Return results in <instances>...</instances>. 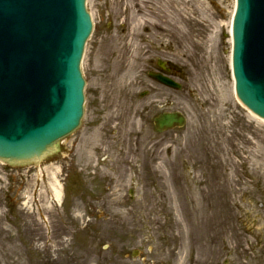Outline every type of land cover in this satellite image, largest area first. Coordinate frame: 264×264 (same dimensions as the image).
I'll use <instances>...</instances> for the list:
<instances>
[{
  "label": "rangeland",
  "instance_id": "obj_1",
  "mask_svg": "<svg viewBox=\"0 0 264 264\" xmlns=\"http://www.w3.org/2000/svg\"><path fill=\"white\" fill-rule=\"evenodd\" d=\"M124 1L132 8L121 22L134 6L147 18L139 55L127 45L122 51L133 59L128 75L126 68L107 79V37L128 31L109 0H90L83 123L40 163L0 161V264H264V121L233 90L234 0H190L194 13L162 38L150 11L165 0ZM208 46L225 78L229 102L221 106L216 86L207 96L193 84ZM157 59L182 68L174 74L180 89L148 77ZM165 110L184 112L186 125L156 132L153 118Z\"/></svg>",
  "mask_w": 264,
  "mask_h": 264
},
{
  "label": "water",
  "instance_id": "obj_2",
  "mask_svg": "<svg viewBox=\"0 0 264 264\" xmlns=\"http://www.w3.org/2000/svg\"><path fill=\"white\" fill-rule=\"evenodd\" d=\"M87 8L91 13L90 0ZM87 8L86 0H0L1 159H41L80 125V66L93 27ZM233 34L237 95L264 118V0H238ZM155 121L163 130L185 119L167 112ZM60 151L59 142L44 160Z\"/></svg>",
  "mask_w": 264,
  "mask_h": 264
},
{
  "label": "bare ground",
  "instance_id": "obj_3",
  "mask_svg": "<svg viewBox=\"0 0 264 264\" xmlns=\"http://www.w3.org/2000/svg\"><path fill=\"white\" fill-rule=\"evenodd\" d=\"M190 0H165L159 1L158 5L151 8V14L155 16L156 22L155 29L157 30L155 34V38H162L165 34L169 31H173L172 27L176 25V23H180L182 19V15L186 14L187 11H191L194 13V10L189 7ZM184 6L182 7V5ZM126 4V7L124 8ZM109 6L112 8V13L115 18L117 24L119 26L127 28V33L124 34H116L112 37H107L110 45L106 42L105 48L103 50L102 60L108 63L110 70L107 73V79H115L120 76L122 71L126 68L127 72L124 73V76L128 75V70L133 67V59L129 60L125 57V54H122V51L125 53V45L130 46L133 51V55H139L141 47L138 45L136 38L139 35V29L141 28L142 24L147 23V18L145 13L142 14L143 11L141 9L136 8L134 6V10L130 11L128 15H125V19L121 22L120 18L122 14H125L128 11V8H132V6L125 2L124 0H109ZM107 38L105 41H107ZM214 36L211 37V41L213 40ZM211 43V42H210ZM212 46V44H211ZM211 46H208L206 49V56L202 59V65H200L193 74V84L196 89H199L206 94L209 95V92L212 91V86H216L219 89V94L216 97L220 98L221 100L218 102L219 106L223 105V102H229L225 95L226 89L225 86V78L216 74L214 68H217V63L211 65L213 57H214V50ZM116 52V53H115ZM112 53H115V57L112 56ZM185 56H187L186 52H183ZM209 70H207V69ZM210 71L211 76V83L208 88L204 84L203 79L204 72ZM89 168V166L87 167ZM55 178V179H54ZM51 187L54 192V196L57 200L61 201L62 199V185L53 176V180L51 182ZM264 234V228H263Z\"/></svg>",
  "mask_w": 264,
  "mask_h": 264
}]
</instances>
